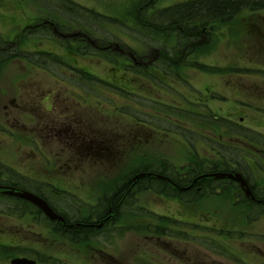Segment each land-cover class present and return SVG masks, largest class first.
Wrapping results in <instances>:
<instances>
[{
	"label": "rangeland",
	"instance_id": "1",
	"mask_svg": "<svg viewBox=\"0 0 264 264\" xmlns=\"http://www.w3.org/2000/svg\"><path fill=\"white\" fill-rule=\"evenodd\" d=\"M71 1L114 22L89 25L93 34H88L75 26L85 22H71L62 7L41 0H0V42L7 41L16 52L51 54L31 55L39 62L37 68L21 58L0 65V171L6 165L12 172L24 173V178L38 180L40 192L60 212L83 222L87 217L92 223L99 216V201L112 197L129 178L133 181L137 175L153 171L159 174L155 178L159 181L149 184L152 191L144 192L139 180L146 177L135 180L129 192L132 199L82 250L71 245V239L51 238L46 234L48 224L40 217V263L264 264V206L245 202V193L237 185L223 188L221 197L176 192L173 187L161 191V179H173L190 168L205 173L209 166L244 161L258 163L251 180L256 191L264 193V145L254 148L248 140L228 134V123L235 120L264 137V74L236 71H264V15L257 16V22L250 15L236 22L249 20L247 25H211L206 45L200 38L197 43L188 41L193 56L187 63L197 67L177 68L175 55L172 71L180 72L178 78L158 65L161 57L154 50L158 49L154 39L159 37L147 26L156 11L191 0ZM256 23L260 28H254ZM65 35L68 37L63 38ZM74 38L86 42L75 44L71 42ZM3 56L0 54V62ZM80 70L135 94L105 88L93 92L96 99L91 102L79 88L89 82L79 77ZM155 76L162 79L159 85ZM160 108L167 112L158 113ZM165 116H172L168 121L182 130L166 123ZM210 145H217L216 150ZM3 198L0 201L6 200ZM147 209L153 212L152 218H143L149 215ZM23 211L30 214L24 206ZM7 213L0 206V264L17 257L5 247L17 240L7 239L3 230L12 233L35 225L27 216L16 224L8 220ZM179 231L192 237L169 241L164 236L176 237ZM220 233L227 238L219 241ZM23 234L25 247L28 243L32 248L33 234ZM206 235L232 254H208L202 244Z\"/></svg>",
	"mask_w": 264,
	"mask_h": 264
},
{
	"label": "trees",
	"instance_id": "2",
	"mask_svg": "<svg viewBox=\"0 0 264 264\" xmlns=\"http://www.w3.org/2000/svg\"><path fill=\"white\" fill-rule=\"evenodd\" d=\"M23 2L26 0H22ZM41 2L49 5H54L57 8H64L63 11H66L68 14L67 16H70L71 18H67L71 22H81L84 24H75V26H79V30H81L84 33L88 34H93V28L89 25L92 24H112L114 20L108 16H103V15H97L95 13H92L91 11H88L86 8H80L77 4H75L71 0H41ZM52 6H47L52 7ZM252 17H250V16ZM264 15V0H191L183 4H179L170 8H166L163 10H158L156 11L153 16H152V21L148 22L147 30L155 33L159 38H155L154 41H156V47L154 50L159 52L161 60L158 63V65H161L164 67L166 72H172L176 77L181 78L180 72H173L172 68L173 67V57L176 55L179 59L178 64L176 65L177 68H182L186 67L187 68H195L197 65L187 63L188 60L187 58L189 56H193V47L192 46H187L188 41L191 42V38L194 36L196 37L195 39H210L207 37V32L208 29L211 25H216V26H226V25H240L244 24L247 25L250 21L245 20L241 23H236L238 22L239 19H241L243 16L246 18V16H249L254 20L253 17H255V22H257L256 17L257 16H262ZM261 20H264L261 18ZM112 21V23H111ZM135 22L142 26L141 22L138 20ZM123 24L122 22H120ZM135 23V24H136ZM236 23V24H235ZM136 24V25H137ZM208 28V29H207ZM246 29H249L247 26H245ZM256 29L260 28L258 23L255 24ZM207 29V30H206ZM194 35H193V33ZM201 31V32H200ZM250 31L251 28H250ZM200 32V33H198ZM253 32V31H252ZM140 34L141 31H139ZM198 33V34H195ZM174 34H177L175 37ZM255 34V33H253ZM252 34V35H253ZM162 40H166V44L164 42H161ZM174 41V45L171 46V42ZM149 41H153L149 39ZM209 41V40H208ZM160 42V43H159ZM4 44V49H0V54H4L0 65L5 64V62L11 61V60H16V59H26L28 62L32 63V66L36 67L39 65V62L36 61L35 58H33L31 55L38 56V57H48L50 54L48 53H40V52H16L13 49V46L11 44H8L7 41L3 40L0 42ZM75 43H85V41L77 40ZM152 44V43H151ZM187 44V45H186ZM6 46V48H5ZM155 46V45H154ZM90 49V47H88ZM12 49V50H11ZM191 50L189 52H185V50ZM8 51V52H7ZM172 51V52H171ZM183 52H185V56H182ZM24 53V54H23ZM156 53V52H155ZM9 54V55H8ZM182 57V58H181ZM42 62H44V59H41ZM188 64H191L194 67L189 66ZM189 66V67H188ZM144 69V68H141ZM168 70V71H167ZM241 74H247V75H257V76H263L264 71L261 69L257 68H247V69H238L236 70ZM171 75V73H168ZM158 80V77H156ZM159 85V84H158ZM125 89V88H124ZM121 89L122 94H129L127 89ZM178 110V109H176ZM184 110V109H181ZM158 113H162L163 115L166 110L163 111L162 108L157 110ZM185 111V110H184ZM180 114V113H179ZM179 114H176L175 116H180ZM185 114H183L184 116ZM159 116V115H158ZM182 116V118H183ZM172 118V116H170ZM169 116H165L166 123L170 122L168 119H170ZM159 118V117H158ZM161 120H164L161 119ZM160 119H157L158 122H161ZM222 125V124H219ZM154 126V125H153ZM241 134V133H238ZM251 142H254L252 138H249ZM259 145H264V143H261ZM223 171L230 172L231 169H229L228 165H223L221 166ZM217 169V168H216ZM214 169L213 171H217ZM147 172V171H145ZM131 179V178H130ZM133 179V177H132ZM148 178L141 179L139 181H142V184H140V188H143L145 182H147ZM226 183H229L228 181H221L218 182V187L221 185H224ZM132 184H135L134 181H132ZM139 188V185H138ZM50 203V202H49ZM52 205V203H50ZM25 210L30 213H34L37 210L34 206L25 203L24 205ZM39 213H41L39 211ZM169 235V234H166ZM187 235V233L182 234V232L179 231V236H176L175 239L181 238ZM223 233H220L218 235V238L222 237ZM189 236V235H187ZM227 236V235H226ZM192 237V236H189ZM227 238V237H226ZM204 245H206V249L210 253H215L218 255H229L232 254L221 242H219L215 238H209L208 240L202 239ZM205 248V247H204Z\"/></svg>",
	"mask_w": 264,
	"mask_h": 264
},
{
	"label": "bare ground",
	"instance_id": "3",
	"mask_svg": "<svg viewBox=\"0 0 264 264\" xmlns=\"http://www.w3.org/2000/svg\"><path fill=\"white\" fill-rule=\"evenodd\" d=\"M186 2L178 3V4H175L174 6L179 5V4H183V3H186ZM152 19H153L152 16L149 17V22H151ZM74 31L75 30L72 29V32H74ZM174 36L176 37L177 34H174ZM195 38L196 37H194V36L191 38L192 43H197L198 42V41H196ZM74 39H76V40L71 41V42L75 43L77 40L85 41L84 39H81V38H74ZM208 42L209 41L206 40V39H203L201 41V43L205 44V45ZM75 44H79V43H75ZM87 44L91 45L89 42H87ZM37 52H39V51H37ZM40 53H47V52L40 51ZM96 54H97V52H96ZM139 65H141V63ZM145 69H146V67L144 69H142V70H145ZM171 75L173 76V73H171ZM79 77H82L85 80L87 79L89 81V82H87L86 86H82V87H79V88L81 89L82 93L85 95V98L87 100L91 101V102H93V99H96L94 97V95H93V92L99 93L101 89L105 90V88H107V89H109V92H110V90H112L111 88L115 87V90H117L120 94L122 93L121 89H123V87L121 85H118V84L113 85V84H110V83H109L110 85H108V83L105 80L101 79L100 77L99 78L96 77L95 75H93L92 73H90L88 71L80 70L79 71ZM151 77H153V75H151ZM155 78H156V76H155ZM158 81L159 80H156V85H158ZM160 81H162V79ZM169 82H171V81H169ZM104 84H106L107 87ZM169 86L172 87L171 84H169ZM133 94H135V92ZM146 98H147V100H149V102H150V100H152L149 97H146ZM156 102H157L156 104H158L160 106H162V104H163V103L158 102V101H156ZM170 125H172L173 127L177 128L179 130H182V127L180 128L179 124H177V123L173 124V123L170 122ZM228 127L230 128V131L228 133L230 136L236 137V138L238 137V138H241V139H244V140H248V143L251 144V146H254V148H256L255 146H258L260 144L261 135L259 134L260 133L259 131L254 130V129H250L249 127H244V125H242V123L237 122L235 120L230 121L228 123ZM238 133H241V134H238ZM177 134L181 135L182 137H184V133L177 132ZM249 138H252L253 140H255V138H257V140H255L254 142H251L249 140ZM137 143H140V142H137ZM137 143H136V145H137ZM209 147H210L211 150L214 151V150H216L217 145H210ZM243 151H244V154H247V152L245 150H243ZM226 164H228L229 169H231L230 172L223 171L222 167H219V166H217V167L216 166H209V171L205 172V173H200L197 169L190 168V169L187 170L188 172L184 173L182 176H180L178 178L175 177L173 179H167V180L163 181L161 183V185L163 186V189L161 191L165 190L166 188L168 189V187H173L176 192L179 191V192L182 193L183 191H188L189 193H195V194L197 192V194L198 193H205L208 196H214V194L217 193L218 197H221L222 196L221 190L223 188H226L229 185H237L238 186L237 190L238 191L243 190V192L245 193V196L247 198V199L245 198V202H247L249 205H251L253 207L264 206V202L262 203L261 200L259 202H256V199H264V197L261 196V195H264V193H260L259 194L256 191V188L254 187V185L251 186L250 179L248 178V176H250L251 173H254V170H256V167L258 166V163L254 164L252 162L251 163H244V161L243 162H241V161H238V162L237 161H232L231 163H226ZM10 169L15 170V169H13L11 167H10ZM214 169H216L217 171H213ZM251 169H252V171L250 172ZM1 171L5 172V173H7L9 175L13 174L12 171H10L8 168H6V165H3V169ZM149 172H148V175H149L150 179H152V178L155 179V178L159 177V174H157V173H155L153 171H149ZM216 174H229V175L234 176V177L237 176V175H240L246 181L247 188H243L240 182H237V181H235L233 179H230V178H226L225 177L223 179H216L214 177V175H216ZM155 180H158V179H155ZM221 181H228L229 183H226V184L221 185L220 187H218V182H221ZM37 183H38V180H37V182L35 184H37ZM144 185H145L143 187L144 188V192H150L151 190L148 188L149 183L145 182ZM30 189L33 191L32 194H34V193H36L38 191V190H36L33 187V185L30 187ZM135 189L136 188H134V191H135ZM247 190H249V191L247 192ZM9 191L19 192V191L15 190V189H8V188L0 187V200L4 199L3 197H6L5 198L6 200L0 201V206H2L3 209H7L8 213L6 214V217H8L9 221L17 222V220H15V215L17 214V208L23 207V205L25 204L26 201L24 199H22V198L17 197V196L8 195L7 192H9ZM129 196L130 195H128V197L126 196L123 199V201L121 202L122 206H124L126 204L127 200H129V199L131 200L132 199V197L129 198ZM171 196H174V195H171ZM117 197L120 198V195L117 196ZM113 198L116 199V196H114ZM102 202H103V200L99 201V203H102ZM50 208L59 217L62 218V221L61 220L52 221L45 213H42V217L47 219V220H49V222H50L48 224V226H47L48 230L49 229H53L52 227H54L55 230L57 231L58 228H56L55 223H63V224H65L66 220L61 214H59L57 212L59 210H58V208L56 206H54L52 204V205H50ZM147 213L149 215L145 214L143 216V218H145V217L152 218L151 215H153V212L149 211ZM62 214L65 215L64 213H62ZM149 220H151V219H149ZM169 221L172 222L173 226L176 224V221H173V220H169ZM223 228H225V227H223ZM99 233H102V232H99V230L88 229L87 232H84V233L82 232L78 237L72 236L70 238L69 235H66V234H57V238L59 240H61V241L68 240V242H69V239H71L70 240L71 241L70 244L74 245L75 247H79L82 250V249H84L85 245H88L89 242H91V239H94L97 235H100ZM55 235H56V233H55ZM164 236L170 238V239H168L169 241L176 240L173 235H164ZM164 236H162V237H164ZM208 237L209 236L206 235L205 239L208 240ZM37 238L40 239L41 236H39ZM224 239H226V237L222 236V237L219 238V241H223ZM8 248H10V250H12L13 248H15V249H17V248L24 249L23 251H21L22 252L21 253V257L18 256V258H14L11 261V264H13V262L15 260H19V259H27L29 261L34 262V264H36L37 261H39V259L35 258V254L32 253V249H27L25 246H23V248H22V245L13 244L12 243V244H9ZM24 252H25L26 255L23 254ZM209 253L210 252H208V254Z\"/></svg>",
	"mask_w": 264,
	"mask_h": 264
},
{
	"label": "flooded vegetation",
	"instance_id": "4",
	"mask_svg": "<svg viewBox=\"0 0 264 264\" xmlns=\"http://www.w3.org/2000/svg\"><path fill=\"white\" fill-rule=\"evenodd\" d=\"M80 103H82V102H80ZM261 138H264V137L261 135ZM12 173H13L12 175H9L3 171H0V176H1L0 177V187H4V188H8V189H15V190L21 191V192L28 191V192L33 193V191L30 189V187L33 185V187L36 190H38L34 194L45 199L48 203L49 202L51 203L50 198L47 197V195H45L44 193H41L42 187L35 184L37 182L36 179L32 180L31 178H28V177L24 178V175H23L24 173H22V172H16L15 171ZM183 174L184 173H179L178 177L182 176ZM253 175H255V173H251V175L248 176V178L250 179L251 186L254 185L253 181L251 180V176H253ZM167 179H171V178H164L163 180L161 179V181L163 182ZM127 181H128L127 184L125 182V183H122V185H118V189L113 193L112 197L106 196L103 199H101V200H103V202L99 203V206H98L99 208H101L98 212L99 216L94 219L93 223L88 221L87 217H86V219H84V222H83L82 220H78V219H75V220L69 219L68 216L63 215L60 211H57L59 214H61L65 218L66 222H65V224L55 223L56 228H58L57 231L55 229H49V230H47L48 233H46V234H48L51 238L53 235H55V233H56V235L57 234H66V235H69V237L71 238V236H76V237L79 236V235H75V234H81L82 232L83 233L87 232L88 229L99 230V232L104 231L110 221H112V222L115 221V219L118 215V210L123 207L122 203H121L123 201V199L126 196L128 197V195H130L129 192H131V189H132V180H130V178H129ZM153 181H159V180H155L154 178L150 179L148 177L147 182L149 184H152ZM150 190L152 191V189H150ZM119 195H120V198L117 197ZM131 195H132V193H131ZM114 196H116V199L113 198ZM260 200L262 203L264 202V199H256V202H259ZM18 210H19V208H17V214L15 215V220H17V222H15V223L19 224L18 222H21L27 216L34 221V224H35V225H33L34 229L25 230L24 227L21 226L22 229H13L12 233H9L5 230H3V231H4V233H6L7 239L9 237H11L13 240H17L16 244L22 245V248H23V246H25V236L23 233H25V232L32 233L33 234V236H32L33 245H31L32 248H29L30 245L27 243V245H28L27 249H32V253L35 254V258L39 259V252L37 250L40 248V240L37 237L40 234V225H41L40 224V217L43 221H45V224L46 223L49 224L50 222H49V220L42 217V213H39V210L36 211V213H30L29 215L24 213L23 207H21V210H19L22 213H20ZM9 244H12V243H9ZM9 244H8V246H9ZM5 247H6V252L10 253L11 255L17 256L15 258H18V256L21 257V251L24 250L21 248H17V249L13 248L12 250H10V248H8L7 246H5ZM7 257H5V258H7ZM13 259L14 258L10 259L9 261H6L5 263L11 264V261ZM5 263L2 262V264H5ZM36 264H41L40 259H39V261H37Z\"/></svg>",
	"mask_w": 264,
	"mask_h": 264
},
{
	"label": "water",
	"instance_id": "5",
	"mask_svg": "<svg viewBox=\"0 0 264 264\" xmlns=\"http://www.w3.org/2000/svg\"><path fill=\"white\" fill-rule=\"evenodd\" d=\"M146 176L145 174H142V175H139L135 178V180L139 179V178H142ZM214 177L216 179H223V178H230V179H233L237 182H240L242 187L243 188H247V183L246 181L240 176V175H237V176H231L229 174H216L214 175ZM249 190H247L248 192ZM8 195H11V196H17L19 198H22L24 199L25 201H28L30 202L31 204L37 206L43 213H45L52 221H55V220H61L62 221V218L59 217L51 208H50V205L45 201L43 200L42 198L32 194V193H29V192H15V191H9L7 192ZM13 264H34V262L32 261H29L27 259H19V260H15L13 262Z\"/></svg>",
	"mask_w": 264,
	"mask_h": 264
}]
</instances>
